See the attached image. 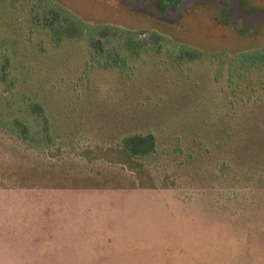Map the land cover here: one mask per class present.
Segmentation results:
<instances>
[{
  "label": "rangeland",
  "instance_id": "rangeland-1",
  "mask_svg": "<svg viewBox=\"0 0 264 264\" xmlns=\"http://www.w3.org/2000/svg\"><path fill=\"white\" fill-rule=\"evenodd\" d=\"M254 50L264 25L239 35L214 6L169 24L124 0H0V264H264V69L236 61ZM147 134L155 153L127 157Z\"/></svg>",
  "mask_w": 264,
  "mask_h": 264
},
{
  "label": "trees",
  "instance_id": "trees-1",
  "mask_svg": "<svg viewBox=\"0 0 264 264\" xmlns=\"http://www.w3.org/2000/svg\"><path fill=\"white\" fill-rule=\"evenodd\" d=\"M160 3L162 4L161 9H164V4L160 0ZM65 21V20H64ZM221 21V20H220ZM66 25H67V21ZM222 22V21H221ZM223 23V22H222ZM101 29V28H100ZM66 34L69 38H78L80 36V32L76 30V28H72L67 26L66 28ZM128 36L135 35L133 33H127ZM150 41L153 42L154 45H158L160 41L162 40V37L160 35L151 34ZM125 45L130 52H132L135 55H138L139 52L148 47L149 43L148 40H137L133 37H129L125 40ZM97 45H100L99 42L95 44L94 47H98ZM190 61H193L195 59H198L200 57L199 54L197 56L189 55L188 56ZM236 61L239 62L240 65L245 67L247 71L253 72L257 69H264V50H254V51H246L243 53H239L236 57ZM30 115L35 116L37 120H39L42 125V131L46 133V137L48 136V121L46 119V113L45 109L39 105V104H33L31 106ZM16 127L20 130V139L23 142H28L30 140L29 136V130L25 123H21L20 121L16 122ZM122 150L129 158H143L152 155L156 151V138L153 134H147L144 136L141 135H134L130 137H126L122 141Z\"/></svg>",
  "mask_w": 264,
  "mask_h": 264
},
{
  "label": "water",
  "instance_id": "water-1",
  "mask_svg": "<svg viewBox=\"0 0 264 264\" xmlns=\"http://www.w3.org/2000/svg\"><path fill=\"white\" fill-rule=\"evenodd\" d=\"M166 9L161 11L151 0H124L133 12L148 16L154 20L169 24L178 23L182 12L190 11L194 6H214L220 11V18L227 17V24L237 34L256 33L264 25V11L247 12L242 0H163ZM230 8V10H228ZM238 23L242 30L237 29Z\"/></svg>",
  "mask_w": 264,
  "mask_h": 264
},
{
  "label": "flooded vegetation",
  "instance_id": "flooded-vegetation-1",
  "mask_svg": "<svg viewBox=\"0 0 264 264\" xmlns=\"http://www.w3.org/2000/svg\"><path fill=\"white\" fill-rule=\"evenodd\" d=\"M152 1V0H151ZM162 1V3L164 4V1L163 0H161ZM153 2V1H152ZM154 3V2H153ZM156 6L161 10V11H164L165 9H166V5L164 4V9H161L160 7H159V5L158 4H156ZM228 10H230V8H228ZM239 24V23H238Z\"/></svg>",
  "mask_w": 264,
  "mask_h": 264
}]
</instances>
